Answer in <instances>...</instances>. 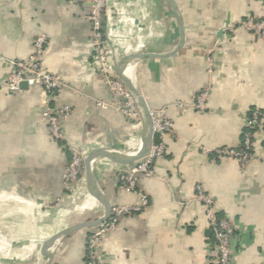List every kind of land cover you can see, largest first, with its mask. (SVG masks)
I'll use <instances>...</instances> for the list:
<instances>
[{
    "label": "crops",
    "instance_id": "0c3cea01",
    "mask_svg": "<svg viewBox=\"0 0 264 264\" xmlns=\"http://www.w3.org/2000/svg\"><path fill=\"white\" fill-rule=\"evenodd\" d=\"M91 1L0 0V264H85L88 223L103 217L104 200L134 204L140 194L148 205L120 219L102 242L100 264H214L198 182L217 215L234 225L232 264H264V160L242 167L203 150L240 145L249 111H264V39L238 27L264 16V0H109L111 70L130 79L150 109L167 108L180 138L153 136L165 152L134 192L123 191L118 178L146 134L142 121L111 105L91 44ZM181 29L184 42L175 49ZM41 33L49 37L45 67L64 88L8 91L2 83L10 62L28 60ZM204 89L201 111L192 103ZM64 104L72 113L57 139L44 111ZM71 145L86 156L113 153L95 160V184L84 173L65 191ZM255 149L264 152V130L255 133Z\"/></svg>",
    "mask_w": 264,
    "mask_h": 264
},
{
    "label": "built area",
    "instance_id": "2783aa9c",
    "mask_svg": "<svg viewBox=\"0 0 264 264\" xmlns=\"http://www.w3.org/2000/svg\"><path fill=\"white\" fill-rule=\"evenodd\" d=\"M109 0H92L87 20L92 26V49L95 52V60L104 82L113 97L111 105L121 111L128 119L142 121V113L136 97L127 88L124 81L115 74L110 67L111 45L105 32L106 18L108 16ZM238 27L253 33L257 38L264 39V16H250L241 20ZM231 31L235 27L230 28ZM46 33L38 34L34 39V50L26 61H11L12 71L3 80V86L10 92H20L21 84L41 85L48 95L61 92L64 88L60 77L45 67L44 58L48 43ZM213 67V60L210 58ZM208 90L204 89L193 101L192 106L204 111L207 108ZM99 104H104L100 102ZM180 107H185L181 103ZM72 107L64 104L58 109L48 106L44 111V117L48 122L50 134L57 139L64 137L63 124L70 117ZM153 136L160 133L170 134L180 139L174 131L173 122L168 114L167 108L162 107L150 109ZM264 130V111L252 109L245 118V130L243 141L236 147H220L213 151L203 149L206 153H212L215 157L235 159L242 167H246L253 159L264 160V152L260 153L255 149V133ZM71 159L63 173L65 191L73 189L82 179L85 173V158L77 146L71 145ZM165 152V145L162 142H155L148 154L135 161L132 165L124 167L119 174V185L123 191H136L140 175L152 177L155 174L154 163L156 159ZM196 199L206 207L207 219L213 233L214 241L209 246V258L214 264H232L233 260V223L226 216H218L214 199L206 192L204 184H196ZM149 201L147 196L140 194V201L134 204L112 205L108 218L97 226L90 228V234L85 247V264H100L101 245L103 240L114 232L120 219L135 212H141Z\"/></svg>",
    "mask_w": 264,
    "mask_h": 264
},
{
    "label": "water",
    "instance_id": "95a60500",
    "mask_svg": "<svg viewBox=\"0 0 264 264\" xmlns=\"http://www.w3.org/2000/svg\"><path fill=\"white\" fill-rule=\"evenodd\" d=\"M173 1V0H172ZM179 18V15H178ZM184 42V32L183 29H181V40L179 42V44L176 46L175 49H178L182 46ZM141 56V55H140ZM144 56H148V55H142ZM132 58H136V57H128L127 61ZM126 84L127 88L133 93V95L136 97L137 103L140 107L141 113H142V123H143V129L145 131L146 134V138L145 141L141 147V150L139 151V153H137L135 156H128L129 160H133V161H137L143 157H145L151 146L153 143V124H152V118H151V113H150V108L147 105L146 101L144 100L143 96L141 95V93L138 91V89L132 84V81L130 79H128L125 75L122 74V72L119 70V73L117 74ZM23 85H27L26 82L21 84V87H23ZM106 153H113V151H109V150H98L95 151L93 153H91L90 155L86 156L85 158V173L86 176L89 178V180H91L92 183L95 184V177H94V162L98 157L103 156ZM115 153V152H114ZM125 156V155H122ZM104 204H105V210H104V215L103 217H101L100 219H98L97 221H94L92 223H88V226H90V228L99 225L100 223H102L103 221H105L110 213V209H111V205L107 200H104Z\"/></svg>",
    "mask_w": 264,
    "mask_h": 264
}]
</instances>
